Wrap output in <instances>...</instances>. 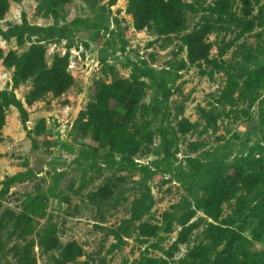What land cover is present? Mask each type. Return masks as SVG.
Returning a JSON list of instances; mask_svg holds the SVG:
<instances>
[{
  "label": "rangeland",
  "instance_id": "rangeland-1",
  "mask_svg": "<svg viewBox=\"0 0 264 264\" xmlns=\"http://www.w3.org/2000/svg\"><path fill=\"white\" fill-rule=\"evenodd\" d=\"M163 2L0 0V264H264V0Z\"/></svg>",
  "mask_w": 264,
  "mask_h": 264
},
{
  "label": "trees",
  "instance_id": "trees-1",
  "mask_svg": "<svg viewBox=\"0 0 264 264\" xmlns=\"http://www.w3.org/2000/svg\"><path fill=\"white\" fill-rule=\"evenodd\" d=\"M161 3L164 5L165 2H163V0H160ZM169 1V0H168ZM150 8H151V11H155V4H150ZM160 11H158L156 9V11L154 12V18H157V15L159 14ZM174 15L176 16L177 14H173V15H170L171 16V21L168 23V25H172L173 24V21H172V18L174 17ZM170 16H167L166 19H169L168 17ZM200 32V30H199ZM42 71L38 70V74L41 73ZM37 76V75H36ZM36 86H39L43 81L44 79L40 78V79H36ZM61 82V81H59ZM60 84V83H59ZM119 84V82H118ZM57 83L54 84V86H56ZM114 85H116V82L114 83ZM53 85H50V81H46V83L43 85V87L45 88H49ZM136 87V86H135ZM131 86L128 87V91H127V97L128 95H130L131 98H134V95L132 96V90L133 89H130ZM137 97V96H136ZM115 99H113L114 101ZM131 100V99H130ZM134 100V99H133ZM112 101V102H113ZM136 102V101H135ZM15 106H18L22 109V106L20 104V102L18 101H15V102H12ZM118 103V102H117ZM115 104V103H113ZM111 104H108V103H102L100 102L99 100H95L93 102L90 103V105L88 106V108L86 110H82L80 112L81 114V117L80 119L83 120L85 117L88 119L86 122H82L80 121L79 122V126H78V129L81 130V127L83 126H88V127H92V130H96L97 132V137L99 138L100 142L102 144H106L107 142H109L111 145H115V141L113 139V137L120 133V128H121V125L120 126H111L107 121H105V118L104 117H101V118H98L96 117L93 112L94 110L95 111H99V112H102L104 110V108H109ZM116 105V104H115ZM117 106V105H116ZM93 111V112H92ZM92 114V115H90ZM127 120V119H126ZM124 119V122L126 121ZM108 123V125L106 124ZM2 125V121L0 120V127ZM108 128V129H107ZM103 133V134H102ZM148 142H151V138L148 137L147 139ZM16 176H12V177H8L6 179V181L4 182V189L3 190H0V196H2L9 188L10 184H12V182L15 180ZM234 185H231L229 188H227L221 195V197H223L224 193L227 192V193H232L235 189H234ZM219 197V196H218ZM39 209V203L35 202L31 205V207L29 208V211L31 213H35L36 211H38ZM136 209V207H135ZM71 247V248H70ZM73 245H70L68 247L65 248V252L67 253L69 250H73Z\"/></svg>",
  "mask_w": 264,
  "mask_h": 264
}]
</instances>
